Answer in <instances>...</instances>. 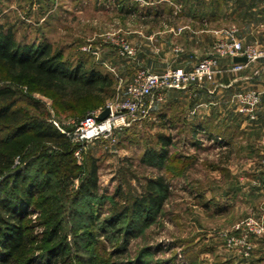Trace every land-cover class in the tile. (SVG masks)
<instances>
[{"label": "rangeland", "instance_id": "rangeland-1", "mask_svg": "<svg viewBox=\"0 0 264 264\" xmlns=\"http://www.w3.org/2000/svg\"><path fill=\"white\" fill-rule=\"evenodd\" d=\"M183 1L0 0V23L15 29L18 42L50 43L53 52L61 53L62 59L73 68L80 65L83 70H95L113 78L114 86L109 93L101 94L103 104L94 109L103 112L126 101L128 86L143 72L161 74L194 68L195 65L191 69L176 66L178 62L182 66L184 61L183 36L168 31L167 19L153 23L139 15L151 11L168 13L170 9L180 13L185 10ZM126 9L136 14L129 15ZM178 26L183 27L184 20H179ZM229 35L214 41L208 55L213 54L218 40ZM126 46L128 50L124 51ZM191 87L168 91L162 102H155L126 126L83 142L77 131L82 119L57 113L51 94L18 86V107L34 114L46 113L57 130L62 129L65 133H61L77 146L74 160L84 165L83 177L89 172L92 160L97 161L100 198L76 195L80 180L69 185L70 165L61 167L58 175L50 177L52 189L47 194L54 197L52 204L62 208L61 236L79 247L76 253L80 260L74 259L73 264H87L84 261L94 254L104 255V264H140L139 258L149 264H264V236L253 233L254 228L264 229L262 136L256 135L253 140L240 136L232 147L221 141L220 147L189 144L184 132L169 129L166 112L169 95L179 96L175 92H187ZM161 135L171 136L172 144L170 156L159 168L149 165L144 158L146 152L160 151ZM46 166V162L38 161L28 169L27 176L42 183ZM41 167L44 169L39 172ZM160 174L166 175L171 194L150 225L135 229L126 246L119 237L111 236L101 238L103 246L97 249L86 245L82 234L91 225L89 212L95 216L91 227H97L110 214L113 204H118L116 210L131 206L146 193L148 181ZM118 187L120 195H117ZM30 218L32 232L42 238L45 227L38 225L41 215L36 213ZM124 222L127 217L121 221ZM229 236L245 238L251 251L247 254L241 248L229 250L226 247ZM98 260V257L93 259V264H98Z\"/></svg>", "mask_w": 264, "mask_h": 264}, {"label": "trees", "instance_id": "trees-1", "mask_svg": "<svg viewBox=\"0 0 264 264\" xmlns=\"http://www.w3.org/2000/svg\"><path fill=\"white\" fill-rule=\"evenodd\" d=\"M125 12L136 14L132 9ZM18 86L51 94L57 113H68L81 120L103 104L101 94L109 93L114 80L95 70H83L80 65L73 68L62 59L61 53L53 52L50 43L18 42L15 29L0 23V264L38 261V264H73L74 259L80 260L76 253L79 247L61 236L62 208L52 204L54 197L47 194L52 189L50 177L58 175L61 167L70 165L69 185L80 180L76 195L100 198L97 161L92 160L89 172L83 177L84 165L74 160L77 146L57 130L46 113L34 114L18 107ZM89 97L93 99L87 100ZM159 141L160 151L146 152L144 161L162 168L170 156L172 137L161 135ZM38 161L47 164L42 183L27 176L28 169ZM169 187L166 175H158L148 181L146 193L131 206L116 210L118 204H113L110 214L97 227H91L95 216L89 212L91 225L82 234L86 245L97 249L103 246L101 238L111 236L119 237L126 246L135 229L147 227L162 211L171 194ZM120 191L118 187L117 195ZM36 213L41 215L38 225L45 227L42 238L29 225L30 216ZM124 217L127 222L121 223ZM43 242L48 246H40ZM97 257V263L104 264V255L99 254L84 262L93 264ZM137 261L149 264L142 258Z\"/></svg>", "mask_w": 264, "mask_h": 264}, {"label": "crops", "instance_id": "crops-1", "mask_svg": "<svg viewBox=\"0 0 264 264\" xmlns=\"http://www.w3.org/2000/svg\"><path fill=\"white\" fill-rule=\"evenodd\" d=\"M183 2L185 10L180 13L170 9L168 13L155 14L151 11L147 14H139L140 17L153 23L167 19L171 25H167L168 31L175 36L182 34L184 61L181 60L182 66L178 62L177 67L191 69L199 60L212 53L214 41L228 36L232 29L235 30L234 36L243 43L264 50V0H184ZM181 19L184 20L183 27L178 26V21ZM178 30L183 33H177ZM180 49L183 50L182 46ZM235 63L246 62H238L230 58H220L219 62L220 66ZM247 91H257L261 95V106L256 121H251L240 112L238 101L240 95ZM175 93L179 96L169 95L166 112L169 129L176 133L184 132L186 140H189L188 143L192 146L205 144L219 146L221 141L220 143L225 146L232 147L240 136L252 140L256 135L258 138L263 137L264 58L250 64L245 70L217 75L213 83L191 87L187 92Z\"/></svg>", "mask_w": 264, "mask_h": 264}, {"label": "built area", "instance_id": "built-area-1", "mask_svg": "<svg viewBox=\"0 0 264 264\" xmlns=\"http://www.w3.org/2000/svg\"><path fill=\"white\" fill-rule=\"evenodd\" d=\"M235 30L228 38L218 40L213 48V54L202 59L193 69L169 70L161 74L143 72L135 81L128 86V99L121 104L109 106L110 115L103 121L98 120L101 112H91L78 125L79 140L86 141L101 135H110L112 131L126 126L131 120H135L140 112H146L155 102L159 103L165 99L166 93L171 90L188 89L191 86H202L205 83L213 82L217 75L229 72L245 70L250 64L256 63L264 58V50L255 45L245 44L234 36ZM123 48V43H120ZM125 49V50H124ZM123 50L127 51L126 46ZM247 57L246 63H235L229 66H220L219 58ZM150 98V101L146 100ZM238 104L240 112L246 115L251 121L257 120V112L261 106V95L257 91H247L240 95ZM144 112V113H145ZM195 112H192L194 114ZM62 133H65L60 129ZM74 138V136H73ZM264 147V136L261 139ZM256 236H264V229H253ZM226 247L229 250H247L251 248L245 238L238 239L229 236L226 240Z\"/></svg>", "mask_w": 264, "mask_h": 264}, {"label": "water", "instance_id": "water-1", "mask_svg": "<svg viewBox=\"0 0 264 264\" xmlns=\"http://www.w3.org/2000/svg\"><path fill=\"white\" fill-rule=\"evenodd\" d=\"M234 60H235V61H238V62H247V61H248L247 57H245V56H242V57H236V58H234ZM110 112H111L110 108L107 107V108H106L103 112H101V114L98 116V120H99V121H103V120H105V119L110 115Z\"/></svg>", "mask_w": 264, "mask_h": 264}]
</instances>
